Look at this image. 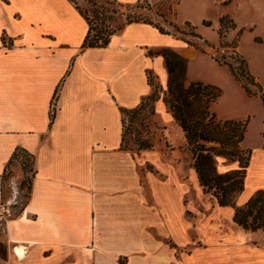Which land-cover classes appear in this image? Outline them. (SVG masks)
<instances>
[{
	"label": "crops",
	"instance_id": "crops-1",
	"mask_svg": "<svg viewBox=\"0 0 264 264\" xmlns=\"http://www.w3.org/2000/svg\"><path fill=\"white\" fill-rule=\"evenodd\" d=\"M172 5L176 24L190 23L212 45L206 53L146 23L127 25L105 48L82 49L89 25L70 0H0V200L16 149L34 155L36 169L22 213L7 221L9 249L0 264H264V231L238 226L234 207L216 201L196 218V182L201 186L195 168L186 181L178 163L152 150L147 153L155 170L142 177L137 155L121 150V109H133L155 92L149 72L164 95L166 61L150 51L170 49L188 62L186 86L200 81L220 87L218 79L228 77L230 91L248 111L224 116L214 107V113L221 120H248L242 149L251 153L235 206L243 208L264 191L263 101L248 96L213 58L233 50L264 88V0ZM223 18L230 23L224 41L235 47L221 46ZM193 62L215 78L191 77ZM156 112L162 120L173 118L163 98ZM253 127L257 138L247 143Z\"/></svg>",
	"mask_w": 264,
	"mask_h": 264
},
{
	"label": "trees",
	"instance_id": "trees-1",
	"mask_svg": "<svg viewBox=\"0 0 264 264\" xmlns=\"http://www.w3.org/2000/svg\"><path fill=\"white\" fill-rule=\"evenodd\" d=\"M80 15L89 25V30L83 42L82 49L105 48L114 35L121 33L127 25L134 23H146L154 25L162 34L174 35L182 39L189 46L206 53L212 48L206 40L199 34H194L202 45H196L181 38L175 33L166 31L162 26L155 24L143 16L142 10L150 9V6L158 10L164 3L153 4L150 0H138L135 5H124L117 0H70ZM168 12L172 17L176 16L175 10L171 6ZM191 26L190 23H186ZM230 23L226 18L221 21L220 37L222 47H235L224 41L225 33L229 29ZM177 32H180L176 28ZM193 30H196L192 26ZM5 43V38H3ZM150 55L162 56L169 72L167 91L164 93L163 101L180 126L188 146L194 158V168L198 175L200 186L205 194L211 195L221 207L231 206L235 208L234 222L249 232L264 231V191H258L252 196L243 208L235 206L234 198L244 190V180L246 170L249 166L251 153L242 149V142L245 139L248 120H221L211 111V106L216 103L221 96V91L211 85L201 82H193L186 86L188 62L181 55L170 49L150 51ZM233 56L213 55V58L222 66H227L242 85L248 96L260 97L264 104V88L249 71L246 61L237 54ZM148 82L155 88V92L142 99L141 103L133 109H121L122 113V143L121 150L135 151L141 153L152 151L155 145L145 139L138 127H145L146 122L151 123L155 116V105L161 99V88L157 78L148 73ZM59 88L55 91L54 100L57 97ZM133 120L136 127L133 132L137 137L134 142L136 148L127 147L126 140L130 129L126 126V118ZM51 121L54 118V110L50 114ZM208 143H216L219 148L208 147ZM222 156L233 162H239V169L219 174L216 171V157ZM19 157L24 161L32 160L33 176L29 186V198L32 188V181L36 174L35 157L24 149L18 148L12 155L8 167ZM4 177V176H3ZM3 189V187H2ZM6 253L0 252V257L5 258Z\"/></svg>",
	"mask_w": 264,
	"mask_h": 264
},
{
	"label": "rangeland",
	"instance_id": "rangeland-1",
	"mask_svg": "<svg viewBox=\"0 0 264 264\" xmlns=\"http://www.w3.org/2000/svg\"><path fill=\"white\" fill-rule=\"evenodd\" d=\"M174 2L175 0H171L169 1V3H164V6H162L158 10L156 9V7L150 6V9L142 10L141 13H143V16L145 18L152 20L157 25L162 26L166 31L175 33L181 38H184L196 45H202V42L199 41L197 37H194V34L196 33L198 35V33L196 32V30L192 29V25L187 26L185 24L183 26H179L175 22V17H172L169 14L168 7L171 6L174 10V7L172 5V3ZM174 26L178 28L180 32H177ZM5 43H7V38H5ZM223 54L224 53L218 51L214 55L222 56ZM226 55L228 57H235V54L232 51L230 55ZM205 67L202 62H193L191 77L194 76L196 78L214 79L215 77L213 73H211L209 70H206ZM222 77L224 79H218V82H221L222 84L220 86L221 88L215 86L221 91V96L218 98L216 103L211 106V111L214 112V107H216V110L220 115L225 116L228 114H244L248 111V109L246 108V106H242L240 97H238L234 91H230L232 86L231 83H229L228 77L226 75ZM160 96L161 98L164 97V95L162 96V91L160 92ZM167 113L170 112L167 111ZM169 117L170 116H168V119L165 118L163 120L158 117L155 105V116L151 119V123L148 124V122H146L145 127H138V129H140L139 131L145 139H149L155 145L153 151L157 152L160 156H162L166 162L172 164L178 163V165H180L184 169V171L186 172L184 178L187 181V172L194 169V158L182 129L176 123L174 118ZM132 122L133 120L131 118H126V126L128 129H130V133L128 134L126 140V146L129 148H136L134 142L136 140L137 135L135 132H133V128L136 126H134ZM256 138V127H253L250 131V137L247 143L253 142ZM207 146L219 148V145L216 143H208ZM129 152L132 154H136L138 161L143 164V166L141 167L142 177H145L146 173L148 172V168L154 169V167H152L149 162L150 154L147 152L150 151H144L141 153H137L135 151ZM231 165H235V168H228ZM215 167L218 173H227L239 169V162H233L222 156H219L216 157ZM33 169L34 167L32 164V160L28 159V161H24L22 157H19L8 167L2 179L3 197L0 200L1 253H6V251L9 249V243L5 232L7 221L20 216L24 205L28 202L29 186L33 176ZM144 181L145 179L143 178V182ZM198 195L200 198L196 199V218L200 216V213L203 214L205 212L204 205H209L210 203L216 205V200L211 195L203 193V188L199 187L198 183L196 182V198ZM192 197H194L193 193L190 194V198ZM236 197L234 198V200L236 199ZM192 215L193 213H190L188 217L191 218ZM171 244H174V242H169V246H171Z\"/></svg>",
	"mask_w": 264,
	"mask_h": 264
},
{
	"label": "built area",
	"instance_id": "built-area-1",
	"mask_svg": "<svg viewBox=\"0 0 264 264\" xmlns=\"http://www.w3.org/2000/svg\"><path fill=\"white\" fill-rule=\"evenodd\" d=\"M231 51H233V50H231Z\"/></svg>",
	"mask_w": 264,
	"mask_h": 264
}]
</instances>
